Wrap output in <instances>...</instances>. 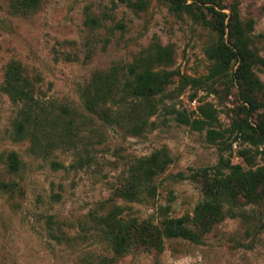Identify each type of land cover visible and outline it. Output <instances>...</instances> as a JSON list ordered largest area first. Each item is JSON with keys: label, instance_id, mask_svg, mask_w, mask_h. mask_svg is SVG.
Masks as SVG:
<instances>
[{"label": "rangeland", "instance_id": "obj_1", "mask_svg": "<svg viewBox=\"0 0 264 264\" xmlns=\"http://www.w3.org/2000/svg\"><path fill=\"white\" fill-rule=\"evenodd\" d=\"M12 1L0 0V83L2 66L17 61L44 101L87 116L82 88L93 73L113 67L125 71L157 46L170 48L172 61L157 68L170 76L149 109L153 113L148 122L154 127L132 133L130 120L146 114L144 103L134 116L125 110L94 116L77 134L75 150L46 156L31 154L27 140H11L15 107L0 92V182L16 185L12 195L0 191V264H264V199L252 203L235 196L223 204L222 220L198 244L163 239L159 252L139 247L116 255L92 221L116 206L121 218L147 220L160 228L164 218L191 215L202 200L194 175L203 170L212 174L221 160L247 170L242 150L249 152L253 167L264 165L256 148L225 132L232 121L245 118L246 107L230 75L205 79L210 64L205 50L218 43L216 33L185 14L172 13L163 0H130V5L116 0H40L27 15L13 14ZM220 5L223 14L236 6L246 35L264 33V0H220ZM222 41L227 44L225 36ZM252 46L264 60V41L255 39ZM235 66L230 64L229 71ZM252 72L263 85V104L264 69L256 66ZM115 99L104 108L115 110ZM205 111L215 118L210 128L223 139H207V127L185 125L177 115L191 122L201 120ZM262 113L258 108L248 122H256ZM156 150H164L171 161L153 179V189L129 201L108 202L128 164ZM9 152L21 163L16 174L5 171L3 159Z\"/></svg>", "mask_w": 264, "mask_h": 264}, {"label": "trees", "instance_id": "obj_2", "mask_svg": "<svg viewBox=\"0 0 264 264\" xmlns=\"http://www.w3.org/2000/svg\"><path fill=\"white\" fill-rule=\"evenodd\" d=\"M116 1L130 5V0ZM163 1L172 13L185 14L192 21L200 22L216 33L218 43L205 50L210 62L205 79L215 81L230 75L238 87L240 99L246 105L243 106L245 118L232 121L225 132L233 139L256 148L255 153L264 157V147L258 150L264 145V113L259 114L254 123L247 120L258 108L264 109V102L261 104L262 100H259L263 85L252 72L256 66L264 69V60L252 46L255 39L264 41V33L253 37L246 35L238 20L236 6H230L228 14H223L220 12V0ZM39 3L40 0H13L12 13L27 15L35 11ZM223 36L226 45L223 44ZM171 61V49L157 46L137 58L125 71L113 67L104 72L93 73L82 88V111L87 116L67 105L38 98L36 82L25 73L20 63L8 61L2 66L0 92L15 107L10 138L12 141L27 140L29 152L33 155L46 156L55 150H75L77 134L94 116L108 115L110 112L119 115L120 110L134 116L137 114L135 108L143 103L146 104L147 112L140 119L136 118L135 122L131 118L132 133L139 134L146 127L152 128L154 123L148 122V116L153 111L149 109H153L152 102L155 98L164 93L170 76V73L157 68L167 67ZM233 63L236 66L229 71V66ZM113 99L115 110L105 109L104 105ZM177 115L179 121L185 125L207 127V139H223L222 133L210 128L215 121L211 112H201L202 119L191 122L184 116ZM239 154L247 162L248 168L245 171L239 165L230 166L221 160L212 169V174L208 173L209 170H203L193 176L200 183L202 200L194 206L191 215L164 218L158 228L147 220L137 222L134 219L121 218L120 209L115 206L104 215L93 216L92 221L109 240L116 255L139 247L159 252L163 239L179 238L198 244L201 237L222 220L224 203H232L237 195L252 203L264 199V165L253 167L251 156L246 150ZM170 161L164 150H156L148 156L134 159L128 164L121 184L114 189L107 201H129L142 191H151L153 179L165 171ZM3 164L8 174H16L21 165L14 152L4 155ZM225 169L229 172H224ZM15 186L13 182H0V191L12 195ZM99 264L109 263L102 260Z\"/></svg>", "mask_w": 264, "mask_h": 264}]
</instances>
